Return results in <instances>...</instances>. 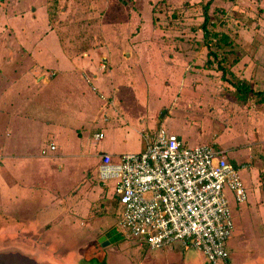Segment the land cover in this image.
<instances>
[{"label":"rangeland","instance_id":"obj_1","mask_svg":"<svg viewBox=\"0 0 264 264\" xmlns=\"http://www.w3.org/2000/svg\"><path fill=\"white\" fill-rule=\"evenodd\" d=\"M209 2L208 14L215 24L210 28L211 35L216 34L217 39L226 35L232 42L229 49L234 55L230 60L237 62L232 72L238 80L249 82L255 92H264V0H0V167L6 158L10 135L19 137L21 127L27 136L35 132L38 141L50 150L46 134L35 126L48 120L57 121L52 106L60 93L66 101L64 105L61 100V109L69 107L73 117L80 112L87 125L85 135L91 137L96 131L89 124L102 107L103 96L100 89L91 92L82 80L91 81L93 75L89 70L94 73L93 68H97V72L104 73L100 88L106 92L107 75L113 71L111 66H115L118 78H125L117 83L119 91L130 93L133 84L147 104V115H157L156 125L158 118L171 110L200 124L206 121L217 130L221 146L225 135L232 131L237 138L235 143L248 155L243 163L231 158L228 161L237 168H245L249 174L255 169L258 183L252 190L264 191L262 97L250 96V103L240 107L234 102L235 89L222 81L218 64L206 67L209 51L202 25ZM217 50L213 47V52ZM105 58L111 60L107 67H104ZM126 61L130 64L126 65ZM168 61L176 62L181 69L179 97L181 94L204 97L201 101L194 97L192 107L178 105L175 94L169 95L178 75L175 76V67V73L169 71ZM78 84L85 89L75 91V87H80ZM161 98L171 101L164 109ZM140 149V137L132 135L121 143L117 152L136 153ZM107 184L114 185V181ZM59 192L64 194V190ZM10 207L0 195L2 256L20 254L15 251L16 240H25L18 238L15 229L7 223V219L16 218ZM116 209V216L121 217L123 207L119 205ZM112 239L124 240V237L114 228ZM30 242H24L29 257L41 263L63 264L45 250L32 249ZM129 252L131 264H152L140 259L132 247ZM179 255L206 264V259L194 251ZM78 264L100 263L81 259Z\"/></svg>","mask_w":264,"mask_h":264},{"label":"crops","instance_id":"obj_2","mask_svg":"<svg viewBox=\"0 0 264 264\" xmlns=\"http://www.w3.org/2000/svg\"><path fill=\"white\" fill-rule=\"evenodd\" d=\"M109 61L111 60L104 59V67L111 63ZM125 63L130 64L129 61ZM166 64L171 73L174 72L173 67L177 69L176 73L174 72L175 76L178 75L176 86L169 95L175 94L178 105L182 103V106L192 107L195 98L196 101L204 98L200 94L195 96L186 94V97L181 94L179 97L181 69L176 62L173 64L172 61H168ZM111 67L113 71L107 75L109 86H106V92L100 88V77L104 76V73L97 72V68H93L94 73L89 70L93 75L90 84L82 80L86 87L89 86L91 92L93 89H100L98 91L103 96L100 101L102 107L96 116L92 117V124H89L94 125L96 131L91 137L87 138L85 135L87 125L80 112L76 113L77 117H73L74 114L70 112L69 107L62 108L64 110L62 112L60 96L62 93L57 96L60 101L56 98L57 101L55 99L52 106L57 121L48 120L35 126L39 128L38 131L46 134L50 150L45 147V143L38 141L35 132L33 136H27L24 127L19 129V137L10 135L6 158L0 167V195L6 206L11 205L10 208L13 209L16 218L6 221L10 228L15 229L18 238L32 241V249L40 252V249L45 250L63 264H78L81 259L100 264H124L131 261L130 247L139 253V258L144 262L197 264L179 255L180 252L188 251L199 253L190 248L183 249L177 246L172 250L152 251L147 247H139L126 238L112 239L113 229H118L120 219L116 216L118 211L116 207L119 203L115 196V184L105 185L99 178L98 168L102 156L108 154L116 159L125 155L119 154L117 148L132 135L134 138L140 137L141 149L136 153L143 152L145 144L142 134L147 129L152 132L159 127L176 135L188 147L212 146L223 151L228 160L231 158L243 163L244 157L248 154L235 143L234 140L237 138L232 135V131L225 135L224 144L221 146L217 130L204 120L200 124L169 110L167 115L163 114L158 118L156 125L157 115L154 117L149 113L147 115V104L143 103V96L137 93L133 84L130 93L122 94L119 91L117 83L125 78H118L114 71L116 67ZM76 84L74 82V85ZM80 84H78L80 87L74 88L75 91L85 89ZM68 91L71 92L70 87ZM163 98L162 109L171 102H165ZM62 101L66 105V101ZM234 102L240 107L244 106L236 99ZM149 117L151 119L147 121ZM100 133L104 134L103 139L96 138ZM94 134L96 141L93 139ZM97 143L101 144V147ZM102 143L105 144L104 148ZM232 165L237 168L236 165ZM241 172L244 173L241 180L248 199L242 204L235 202L233 197L230 199L235 226L233 235L227 243L230 264H264V191L252 190L258 183L255 169H252L250 174L245 170ZM62 190L64 194L59 192ZM25 240H16L18 246L16 252H21L20 254L38 264H53L51 261L41 263L29 257L26 253ZM205 261L209 264L207 259Z\"/></svg>","mask_w":264,"mask_h":264},{"label":"built area","instance_id":"obj_3","mask_svg":"<svg viewBox=\"0 0 264 264\" xmlns=\"http://www.w3.org/2000/svg\"><path fill=\"white\" fill-rule=\"evenodd\" d=\"M145 150L102 156L106 185L114 181L123 213L118 231L152 251L193 249L209 264H230L227 243L234 232L231 197L248 199L240 172L212 146L188 147L160 127L142 134ZM97 139H103L100 133ZM54 149V148H52Z\"/></svg>","mask_w":264,"mask_h":264},{"label":"trees","instance_id":"obj_4","mask_svg":"<svg viewBox=\"0 0 264 264\" xmlns=\"http://www.w3.org/2000/svg\"><path fill=\"white\" fill-rule=\"evenodd\" d=\"M210 6L211 2H209L205 7V20L202 25L204 40L206 43L205 45L209 51L206 67H212L214 64H218V71L222 72V81L229 83L235 89V99L239 103L248 104L250 103V96H260L262 97L261 103L264 104V92H255L251 88L249 82L238 80L235 74L232 72V68L237 65V62L231 63L230 60V57L234 55V51L229 49L232 47L230 38L224 35L221 37V39H217L215 38L217 37L216 34L214 36L211 35L210 28H214L215 24L211 23V17L208 14V9ZM214 41H216V44L213 43ZM213 47H216L218 52H213ZM226 65L229 67L227 68Z\"/></svg>","mask_w":264,"mask_h":264},{"label":"water","instance_id":"obj_5","mask_svg":"<svg viewBox=\"0 0 264 264\" xmlns=\"http://www.w3.org/2000/svg\"><path fill=\"white\" fill-rule=\"evenodd\" d=\"M103 240H101V242H103ZM38 264L30 259H28L27 257L23 256L22 254H16V255H5L3 257L0 258V264Z\"/></svg>","mask_w":264,"mask_h":264},{"label":"flooded vegetation","instance_id":"obj_6","mask_svg":"<svg viewBox=\"0 0 264 264\" xmlns=\"http://www.w3.org/2000/svg\"><path fill=\"white\" fill-rule=\"evenodd\" d=\"M14 255H15V254H14ZM3 256H4V255H3ZM3 256H2V253H1V254H0V258L3 257ZM10 264H12V263H10Z\"/></svg>","mask_w":264,"mask_h":264}]
</instances>
